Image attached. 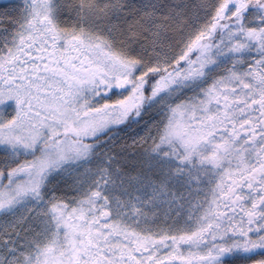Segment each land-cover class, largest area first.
<instances>
[{
    "label": "snow or ice",
    "instance_id": "snow-or-ice-1",
    "mask_svg": "<svg viewBox=\"0 0 264 264\" xmlns=\"http://www.w3.org/2000/svg\"><path fill=\"white\" fill-rule=\"evenodd\" d=\"M0 264H264V0L0 6Z\"/></svg>",
    "mask_w": 264,
    "mask_h": 264
},
{
    "label": "flooded vegetation",
    "instance_id": "flooded-vegetation-1",
    "mask_svg": "<svg viewBox=\"0 0 264 264\" xmlns=\"http://www.w3.org/2000/svg\"><path fill=\"white\" fill-rule=\"evenodd\" d=\"M9 3V0H0V6L6 5Z\"/></svg>",
    "mask_w": 264,
    "mask_h": 264
},
{
    "label": "trees",
    "instance_id": "trees-1",
    "mask_svg": "<svg viewBox=\"0 0 264 264\" xmlns=\"http://www.w3.org/2000/svg\"><path fill=\"white\" fill-rule=\"evenodd\" d=\"M121 131H127V129H121Z\"/></svg>",
    "mask_w": 264,
    "mask_h": 264
}]
</instances>
